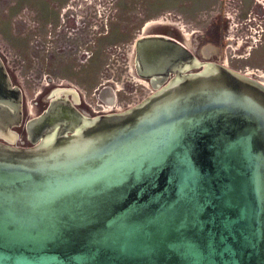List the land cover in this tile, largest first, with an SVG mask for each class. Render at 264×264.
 I'll return each instance as SVG.
<instances>
[{
	"label": "water",
	"instance_id": "obj_1",
	"mask_svg": "<svg viewBox=\"0 0 264 264\" xmlns=\"http://www.w3.org/2000/svg\"><path fill=\"white\" fill-rule=\"evenodd\" d=\"M135 67L137 105L53 99L34 146L0 142V264H264V82L163 35ZM21 105L0 59L1 130Z\"/></svg>",
	"mask_w": 264,
	"mask_h": 264
},
{
	"label": "flooded vegetation",
	"instance_id": "obj_2",
	"mask_svg": "<svg viewBox=\"0 0 264 264\" xmlns=\"http://www.w3.org/2000/svg\"><path fill=\"white\" fill-rule=\"evenodd\" d=\"M85 2L86 0H68L63 8L55 9L54 12L29 14V18L24 19V22L16 19L17 22L12 23L13 32L21 37L20 39L17 37L19 44L11 40L13 43L11 48L20 52L22 50L20 43H23L22 45L30 43L36 48L33 53L37 54L35 58L34 56L31 58L32 62L25 61V58L24 61L21 60V65L19 56L12 55L13 51L10 48L5 52L0 48V59L11 88H18L22 93V118L8 131L13 133L15 138L0 129V142L22 148L34 146L37 135L30 134V123L47 110L53 99L68 100L78 111L91 117L123 112L141 101L139 97L143 87H139L141 83L136 82V78L141 77L135 67V44L133 66L127 65L126 52L122 51L114 55L117 59L111 62L110 47L108 43L103 44L110 36L109 15L95 13L93 3ZM260 12L263 13L261 9ZM245 26L246 32H252L254 29L252 24L245 23ZM163 36L173 38L168 35ZM241 37L240 35L237 39L228 38L229 42L226 44H222L226 36L216 37L210 45L204 46L203 54L211 58L204 61L217 62L212 58L217 53L221 56L226 49H230L231 62H235L237 58H252V50L259 49L262 39L250 35H246L245 40ZM35 43L37 45H34ZM100 44L103 47L100 48ZM191 51L198 57L196 51L192 49ZM100 52L102 56H99ZM243 53L247 55L243 56ZM29 64L34 69L27 68ZM128 67L133 72L131 77L126 76ZM247 73L252 76L254 74L250 71ZM259 75L258 77L264 82V73L259 72ZM95 80L99 87H94ZM145 81L149 84L150 93H153L154 84L150 80ZM110 83L113 85L111 88L116 87V89H111ZM39 84L58 88L52 97L48 99L40 97L35 103L30 104L27 99V87ZM75 84L82 86L83 90ZM4 90L3 85L1 92ZM74 93L77 95L75 96ZM97 93H105V95L103 104L97 103L95 107L88 100L93 101L92 97H96ZM105 96L107 98H104ZM82 105L90 112L81 108Z\"/></svg>",
	"mask_w": 264,
	"mask_h": 264
},
{
	"label": "rangeland",
	"instance_id": "obj_3",
	"mask_svg": "<svg viewBox=\"0 0 264 264\" xmlns=\"http://www.w3.org/2000/svg\"><path fill=\"white\" fill-rule=\"evenodd\" d=\"M67 2L68 0H0V48L2 51H8L10 48L13 51L12 55L19 56L21 65L24 58L25 61L32 62L31 58L33 56L35 58L37 54L33 53L36 49L33 44L20 43V49H22L20 52L11 48L13 45L11 40L19 44V37H21L13 32L12 23H16V19L24 22V19L29 18V14L54 12L55 9L63 8ZM87 2L93 3L95 13L109 15L110 36L103 44L108 43L110 47L111 62L117 59L114 55L122 51L126 52L127 65L133 66L135 41L138 37L148 34L172 36L181 43L187 44L194 52L196 51L201 60L211 59L203 54V49L216 37L226 36L222 41V44H226L229 42L228 38L236 37L237 39L241 35V38L245 40L246 35H250L263 41L259 49L252 50V58H237L235 62H231L230 49H226L221 56L217 53L212 59L234 71L242 73L250 71L254 73L252 77L262 80L258 76H260L259 72L264 73V0H86L85 3L88 4ZM245 23L254 25L252 32H246ZM257 44L260 45V43ZM101 47L103 45L100 44ZM102 55L100 52L99 56ZM246 55L243 53V56ZM27 68L32 66L29 64ZM131 74L133 72L128 67L126 76L131 77ZM136 79L137 83H141L139 87H143L139 97L142 101L151 94L149 84L143 78ZM96 81L94 87H99ZM75 86L83 90L79 84ZM112 86L110 83V88ZM56 88L58 87L41 84L27 87V99L30 104H33L40 97L48 96ZM114 88L116 89V87L111 89ZM104 95L105 93H97L96 97H92L93 101L88 100V102H92L95 107L97 103L103 104ZM81 108L90 112L83 105Z\"/></svg>",
	"mask_w": 264,
	"mask_h": 264
},
{
	"label": "crops",
	"instance_id": "obj_4",
	"mask_svg": "<svg viewBox=\"0 0 264 264\" xmlns=\"http://www.w3.org/2000/svg\"><path fill=\"white\" fill-rule=\"evenodd\" d=\"M258 1V0H257Z\"/></svg>",
	"mask_w": 264,
	"mask_h": 264
}]
</instances>
